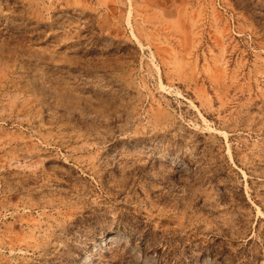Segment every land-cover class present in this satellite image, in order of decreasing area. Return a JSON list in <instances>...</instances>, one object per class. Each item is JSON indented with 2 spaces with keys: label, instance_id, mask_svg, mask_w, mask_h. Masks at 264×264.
Returning <instances> with one entry per match:
<instances>
[{
  "label": "rangeland",
  "instance_id": "rangeland-1",
  "mask_svg": "<svg viewBox=\"0 0 264 264\" xmlns=\"http://www.w3.org/2000/svg\"><path fill=\"white\" fill-rule=\"evenodd\" d=\"M86 257L264 264V0H0V264Z\"/></svg>",
  "mask_w": 264,
  "mask_h": 264
},
{
  "label": "bare ground",
  "instance_id": "bare-ground-1",
  "mask_svg": "<svg viewBox=\"0 0 264 264\" xmlns=\"http://www.w3.org/2000/svg\"><path fill=\"white\" fill-rule=\"evenodd\" d=\"M126 241V238L125 236H123L122 234L120 233H111L103 238H101L100 240L94 242V246H93V249H102L103 247H105L107 244H110L111 246L113 245H116V246H119L121 243H124ZM122 250L123 251H128L130 250V246H129V243H125L124 246L122 247ZM133 254H137L138 252H136V250L134 251H131ZM142 262L144 264H149L150 263V260L147 259V258H144L142 260ZM84 264H89L90 261L89 259L86 257L84 259Z\"/></svg>",
  "mask_w": 264,
  "mask_h": 264
}]
</instances>
